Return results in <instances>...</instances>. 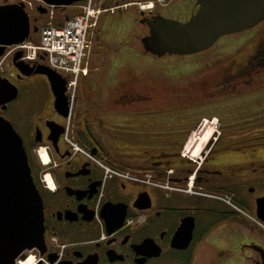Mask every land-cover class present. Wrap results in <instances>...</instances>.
I'll return each instance as SVG.
<instances>
[{"label": "flooded vegetation", "instance_id": "1", "mask_svg": "<svg viewBox=\"0 0 264 264\" xmlns=\"http://www.w3.org/2000/svg\"><path fill=\"white\" fill-rule=\"evenodd\" d=\"M195 1L170 2L166 13L185 21L197 11ZM156 10L137 12L147 32L143 21L159 14ZM39 21L34 24L38 30ZM257 34L248 58H237V78L264 67V28ZM13 57L3 61L0 76L18 93L0 103V116L22 138L44 212V246L24 250L15 264L30 256L32 264H264V89L236 92L237 84L229 83L234 75L228 73L213 101L243 99L245 104L229 116L233 128L237 122L245 124L217 131L198 159L183 156L186 141L175 139L157 160L144 155L150 161L136 166L114 152L117 136L125 141L130 129L161 125L165 133L176 134L181 124L169 118L156 124L139 118L129 123L109 105L89 106L82 86L71 98L67 84L69 113L63 117L49 82L31 80L41 74H20ZM74 105L78 116L73 120ZM65 133L82 151L64 140ZM42 144L46 163L36 160Z\"/></svg>", "mask_w": 264, "mask_h": 264}, {"label": "rangeland", "instance_id": "2", "mask_svg": "<svg viewBox=\"0 0 264 264\" xmlns=\"http://www.w3.org/2000/svg\"><path fill=\"white\" fill-rule=\"evenodd\" d=\"M25 1L10 0L9 3L22 2L30 16L32 26L36 24L39 18V30L33 33L31 38L37 42L40 28L49 20L51 21L49 9L46 13L41 14L37 11L38 6L28 5ZM186 1L190 3L192 0ZM177 2L178 0L171 2L170 6ZM96 3L101 6L97 0ZM124 5L115 7L125 8ZM101 7L112 8L114 6ZM53 11L52 21L54 23H57L65 15L72 17L79 12L78 9L73 8H64V10L53 9ZM156 11L164 17L177 19L163 12L161 7H158ZM137 17L138 13L135 11V7L118 9L115 14L107 13L101 17V21L99 25L97 24L98 27L96 26L93 36L94 39L96 35L99 37V41L96 43L99 55L94 57L93 61L98 60L101 69L85 76L83 83L81 85L79 83V85L86 88L85 95L88 99L87 103L90 104L89 106L93 103L102 107L109 105L110 108L112 107L116 110V115L124 116L129 123L137 118L144 121L145 118L155 114L164 113L168 115L171 112H181L194 107L200 108L203 110L200 114H205L208 118L203 119L190 132L181 153L185 157L192 156L194 160L198 159L200 158L201 150L217 132V127L213 124L208 127H203V124L216 123L218 131L238 129L240 127L239 124L242 126L245 124V122L244 124L237 122L236 128H233L232 125L234 123L229 116L231 112L236 111L234 109L240 104H245L243 99L240 98L239 100L237 99L238 96H235L222 101H213L216 99L215 97H219L216 93L223 85L224 77L228 73L234 75L229 77V83L237 84L236 92L254 90V88L264 89V67H256L251 71L250 75L235 77L237 65L241 61L237 58L241 57L242 54H244V57H242L244 60L248 58L249 52L251 53L254 45L253 39L257 37V32L264 28V21L251 29L222 36L213 46L202 52L190 55L165 54L157 56L144 51L141 37L147 34V30L145 25L138 21ZM127 18L130 19V24L124 29L118 28L120 23H123ZM104 19H106V24L107 21L111 20L112 26L109 28L103 27L102 22ZM111 21L109 22L111 23ZM108 39H111V46L115 50L109 49L106 52L103 51L102 47L105 46L104 42ZM262 39L264 40L263 34ZM121 45H127L136 52L126 65H123L124 62L117 60L114 55L115 51L121 48ZM7 59L4 61L8 62ZM233 61L235 62L233 63ZM92 67L91 55L88 63L89 71L92 70ZM117 70L118 74L115 75L114 73ZM128 70L135 72L134 75L127 76L126 72ZM31 80L48 82L44 75H36ZM245 80L251 82V84H244ZM91 89L96 90V92L89 93ZM252 93H256V91L254 90ZM143 97L148 98V101L146 102ZM37 100L38 96H36V107L38 104ZM216 102L218 105H215ZM222 102L223 104H221ZM77 109L78 107L74 105L72 111L73 120L78 116ZM213 113L217 116L210 117ZM212 119L217 121H211ZM252 124L249 123V125ZM147 128L148 126H145V129L138 131L130 129L125 141L119 139L118 136L116 140H113L111 147H114V152L119 154V159L127 156L131 158V165H146L150 160L145 158L144 155L157 160L161 153L168 150L164 142L165 138L158 134L161 131H157L158 129L147 131ZM44 148L45 144L37 147L38 156H36V160L38 157V161L40 160L41 163L43 162L38 153ZM124 152H127L128 155Z\"/></svg>", "mask_w": 264, "mask_h": 264}, {"label": "water", "instance_id": "3", "mask_svg": "<svg viewBox=\"0 0 264 264\" xmlns=\"http://www.w3.org/2000/svg\"><path fill=\"white\" fill-rule=\"evenodd\" d=\"M82 1L44 0L46 6L40 5L37 11L43 14L47 7L66 8ZM195 5L197 11L186 21L160 14L144 20L148 28L141 37L144 51L157 56L195 54L207 50L222 36L251 29L264 21V0H196ZM37 31L22 2L0 4V56L6 47L23 43ZM21 56L22 51H17L13 57L20 74L46 76L56 110L67 117L66 78L45 64L29 65L20 60ZM17 93V87L0 76V103L16 99ZM43 246V204L23 141L12 124L0 116V264H15L24 250Z\"/></svg>", "mask_w": 264, "mask_h": 264}, {"label": "built area", "instance_id": "4", "mask_svg": "<svg viewBox=\"0 0 264 264\" xmlns=\"http://www.w3.org/2000/svg\"><path fill=\"white\" fill-rule=\"evenodd\" d=\"M173 1L175 0H141L133 4L138 10L148 12L156 6H164ZM25 2L32 6L45 5L44 0H26ZM69 8L78 9V14L56 24L52 21L55 8L49 7L51 21L49 20L40 28L39 40L35 42L29 38L23 43L10 46L0 59V71H3L2 63L6 58L12 57L17 51H22L20 57L22 61L32 64L44 63L65 76L72 98L79 84L80 75L89 72L88 63L93 51L94 30L99 18L102 13L114 12L117 7L102 8L96 0H83ZM68 121L69 118H67L66 127H68ZM63 138L72 148L82 151L67 133L63 135ZM38 154L41 158V151ZM119 175L129 178L126 173H119Z\"/></svg>", "mask_w": 264, "mask_h": 264}, {"label": "crops", "instance_id": "5", "mask_svg": "<svg viewBox=\"0 0 264 264\" xmlns=\"http://www.w3.org/2000/svg\"><path fill=\"white\" fill-rule=\"evenodd\" d=\"M137 1H141V0H97V2L101 5V6H104V7H108V6H120V5H127L125 8L124 7H119L117 8L114 12H105V13H102L100 18H99V21H98V25H99V22L101 21V17L104 15V14H115V12L119 9H127L129 7H135V11L138 12V9L136 8L135 5H133L132 3L133 2H137ZM157 8L158 7H161L163 12H166L167 9H168V6H156ZM105 20H103L102 22V26L105 27V28H109L110 26H112V21L111 23L109 21H107V24L105 23ZM128 24H130V19L127 18L123 23H120L119 27L118 28H126L128 26ZM98 27V26H97ZM99 41V37H97V35L95 36V39H94V48H93V51H92V62H93V67H92V70L89 71L87 74H84L82 76V78L84 79L85 76L89 75L90 73L92 72H96V71H99L101 68L99 66L100 63H98V60H96L95 62L93 61L94 60V57H96L97 55H99V51H98V48H97V42ZM111 39H108L104 42L105 46L102 47L103 51H108L109 49H114L112 48L111 46ZM122 43V42H121ZM115 50V49H114ZM136 52L131 48V47H128L127 45H121V48L117 51H115L114 55H115V58L117 60H120V61H123L124 64L123 65H126L130 58L135 54ZM122 65V66H123ZM131 68V67H130ZM135 72H132L131 70H128L126 72V75L128 76H133ZM115 75L118 74V70L114 73ZM86 89V88H85ZM142 98V97H141ZM144 100L147 102L148 101V98L146 97H143ZM144 101V102H145ZM203 110H201L200 108H192V109H189V110H183L181 112H171L170 114H164V113H161L159 115L155 114V115H151L150 117H147L144 119L143 122H146L147 124H156L158 122H162L165 118H169L170 120H173L176 124H181V126L179 127V132L178 133H172V132H169L167 130V132L165 133V126H159V127H154L152 129H158L157 131H161L159 132L158 134H160L162 136V138H165L164 139V142L166 144V147L168 149H170L173 144L172 142L175 140V139H178V140H181V141H186L187 140V135L190 134L189 132H192L196 127L197 125L203 120V119H206L208 118L207 115H203V114H200ZM210 117H216V114L213 113L210 115ZM186 120V121H185ZM183 121H185V125L182 126V123H184ZM210 121V120H208ZM207 121V122H208ZM211 121H216L215 119L211 120ZM151 128L147 129V130H152Z\"/></svg>", "mask_w": 264, "mask_h": 264}, {"label": "bare ground", "instance_id": "6", "mask_svg": "<svg viewBox=\"0 0 264 264\" xmlns=\"http://www.w3.org/2000/svg\"><path fill=\"white\" fill-rule=\"evenodd\" d=\"M213 120V119H212ZM216 120V119H215ZM217 121V120H216ZM211 124H213L214 126L217 127V131H218V126L216 125V123H209V124H203V127H208L211 126ZM190 144V143H189ZM41 158L42 160L46 163L48 162V156L45 153V149H41ZM192 158V156H191ZM193 159V158H192ZM33 262V258L30 256L27 260L25 261H19L18 264H32Z\"/></svg>", "mask_w": 264, "mask_h": 264}, {"label": "trees", "instance_id": "7", "mask_svg": "<svg viewBox=\"0 0 264 264\" xmlns=\"http://www.w3.org/2000/svg\"><path fill=\"white\" fill-rule=\"evenodd\" d=\"M64 10V8H62V7H59V8H57L56 10ZM66 17H68V15H65V16H63V18L62 19H59V21L57 22V24H59V23H61L62 22V20H64V18H66ZM80 85H81V83H83V78H82V76L80 77ZM79 85V86H80ZM124 168H128V167H124ZM130 169H133V170H139L140 168H136V167H129Z\"/></svg>", "mask_w": 264, "mask_h": 264}]
</instances>
